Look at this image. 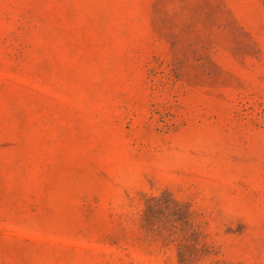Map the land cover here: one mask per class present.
<instances>
[{
    "label": "rangeland",
    "instance_id": "1",
    "mask_svg": "<svg viewBox=\"0 0 264 264\" xmlns=\"http://www.w3.org/2000/svg\"><path fill=\"white\" fill-rule=\"evenodd\" d=\"M0 264H264V0H0Z\"/></svg>",
    "mask_w": 264,
    "mask_h": 264
}]
</instances>
